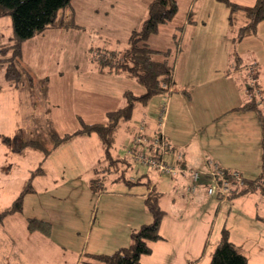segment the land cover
Listing matches in <instances>:
<instances>
[{
  "label": "rangeland",
  "instance_id": "obj_1",
  "mask_svg": "<svg viewBox=\"0 0 264 264\" xmlns=\"http://www.w3.org/2000/svg\"><path fill=\"white\" fill-rule=\"evenodd\" d=\"M209 3L210 0H207L206 4ZM113 4L119 6L113 7ZM123 4L125 7H120ZM187 7V2L183 1L184 13ZM71 8L75 11L78 28H52L22 45L23 63L36 77H49L47 101L40 95V88L34 96L30 92H20L6 80L5 71L0 67V135L13 136L18 128L29 131L36 128L39 125L30 117V112L40 113L45 105L49 107L48 118L52 120L56 130L61 134L71 133L81 128L80 119L86 123L106 122L108 111L127 104L124 96L126 92L130 91L134 95L145 93L146 89L136 79L126 75L98 73L93 67L90 49L126 48L132 29L141 27L147 16V4L144 5L143 0H73ZM222 17V9L212 13L208 29L215 26L219 28V32ZM180 18L181 14H177L172 22L163 25L161 31L147 39L154 49H171V62L174 61L178 46L170 29L176 30L173 25ZM260 25L263 27L264 21ZM13 35L11 17H1L0 42L6 43ZM178 35L179 46L184 48L181 36ZM237 52L243 58L245 67H249L248 83L253 87L251 91L254 101L263 108L264 88L256 87L253 79L257 70V64L254 63H264V27L257 30L251 38L238 43ZM254 58L257 59L256 62ZM261 80L264 84V67ZM245 87H242V93L246 97ZM163 95H155L147 103H138L132 118L122 123L112 149V159L128 155L132 135L137 131L142 111L153 107L160 109L167 101V97ZM33 104L37 105L36 109ZM180 117L182 131L179 134L186 140V136H190L189 130L186 131V115ZM169 119L171 120L170 116ZM255 132L259 134V129L256 128ZM83 137L85 136L76 137L63 145L44 164H41V154L29 151L25 155H18L0 141V210L11 206L20 196L34 170L40 166L47 169L45 175L32 177V185L37 192L24 196L23 212L9 215L0 225V264H76L79 254L82 256L90 248H101L94 237L97 232L105 231L109 235H117L119 232V226L127 218L119 199H128L130 195L134 199H141L137 195L149 191V181L128 182L132 180L129 178L136 175L135 172L131 175L130 167L121 163L117 165L111 160V165L108 166L109 161L104 157L99 164L98 159L103 155V150L99 151L100 139L95 134L87 141ZM143 149L145 153L152 152L154 155V146L148 142ZM257 168L248 169L244 177L257 179L262 171ZM124 170L128 178L119 179L120 172ZM139 170L138 175L148 173L153 182L159 176L156 171L148 168L140 167ZM93 178L103 183L101 193L90 190L89 183ZM162 178L164 183H171L163 197L162 207L165 210L178 216L186 214V218L200 217L206 213L207 205H210L205 200L214 201L216 206H220L216 210L215 228L226 224V228L232 231L231 240L246 244L250 263L264 264V220L248 218L246 213L255 201L258 203L257 212L264 214L262 193L250 191L237 199L219 200L204 196L189 197L175 192L174 198L178 202L173 203L170 198L174 194L172 179ZM243 187L244 185L239 186L238 189ZM109 199H112L111 204ZM253 212L255 211L252 209L249 214ZM28 218H41L50 222L48 232L51 235L29 231L26 223ZM243 219H247V222ZM88 236L90 240L87 239Z\"/></svg>",
  "mask_w": 264,
  "mask_h": 264
},
{
  "label": "trees",
  "instance_id": "obj_2",
  "mask_svg": "<svg viewBox=\"0 0 264 264\" xmlns=\"http://www.w3.org/2000/svg\"><path fill=\"white\" fill-rule=\"evenodd\" d=\"M73 0H0V18L10 16L14 35L9 38L6 43L0 42V67L5 71L6 80L13 85L20 92H30L32 96L36 94L38 88L39 92L47 101L49 77L40 79L34 75L32 70L23 63L22 45L27 40L34 38L37 35L43 34L49 29H73L78 28L75 23V11L71 8ZM224 4L228 10V23L230 28L237 33L235 42H240L244 38L254 35L258 30V25L264 21V0H256L253 5H243L232 0H217ZM179 12L178 0H149L147 3V16L143 24L139 28L132 29L127 47L124 49H108L106 47H98L90 49V57L93 67L100 73L105 75H126L130 78L136 79L145 89L142 95H134L128 91L125 93L127 104L119 109L108 111L106 122L86 123L80 119L81 128L71 133L61 134L56 130L51 119L48 118V105L40 112H30V117L38 123L36 128L26 130V128H18L13 136L0 135V141L13 153L18 155H25L29 151L41 154L42 163L60 147L67 144L71 140L79 136H90L95 134L99 137L104 149V158L115 164L121 163L130 167L136 173L132 178L131 183H141L144 174H139L140 167L159 171L151 166L146 165L138 160L140 151L131 148V144L140 135L153 139L159 135V108L151 112V117L155 120L156 129L153 132L146 131L148 122L142 119L137 126V131L132 135L131 144L128 148V155L124 158L117 157L115 159L112 155V149L117 138V132L122 123L130 120L138 103H147L153 96L165 94L170 91L174 84V61L171 62L172 50H159L152 48L147 39L160 31L161 26L169 24L174 20ZM191 22V21H190ZM178 34L182 29H178ZM177 33L174 34L178 51L180 50V37ZM257 68V65L255 66ZM253 68V69H255ZM256 87L258 86V68L256 76L253 79ZM250 86V85H249ZM252 86H250L249 95L250 102L240 109L254 111L257 115L261 127V175L257 179H244V187L238 189L230 194L227 200L245 195L250 191H258L264 195V107L260 108L256 104L252 94ZM166 103H168L166 101ZM34 105V104H33ZM37 105L33 107L36 109ZM169 106L166 112L163 128V139L166 143V156L171 157L177 153L181 154L179 165L186 169V173L180 175L186 176L191 182L189 171L201 170L205 168L207 163H215L213 159L204 157L202 168H189L185 165L183 151L179 148L173 147L167 140L165 134L166 121L168 119ZM155 125V124H154ZM143 127L142 134L138 127ZM144 146V143L140 147ZM155 156L162 158V153L154 152ZM111 160V161H110ZM220 166V165H219ZM7 168V167H6ZM220 168L223 169L221 166ZM127 170V169H126ZM120 172V178L126 177L125 171ZM118 171V170H116ZM235 171V170H228ZM47 172L40 166L37 170L32 172L31 178L25 183L23 191L20 196L13 201V204L4 210H0V225L4 223L9 215L22 213L24 196L27 193H34L36 187L32 185V177L45 175ZM239 172V171H238ZM161 176V175H160ZM164 177V176H162ZM175 179V177H165ZM178 178V177H176ZM131 179V178H129ZM148 183V182H146ZM210 183L209 177L202 176L200 189L211 197H216L223 200L218 194L209 195L207 185ZM90 188L95 192H99L104 188L103 183L98 179L90 180ZM199 189V190H200ZM198 190V191H199ZM162 194L154 187L148 193L145 200L146 206L151 213L153 220L150 223H145L139 226L131 233V244L126 247H121L116 251L105 253H90L86 252V264H145L142 261L144 256H148L153 252L152 243L162 240L163 236L160 233L162 220L165 216V211L161 206ZM27 229L29 231H39L43 234L49 235L50 222L37 218L26 219ZM210 264H251L248 257L245 255L242 247L230 241L229 231L226 226L222 229L221 238L216 245Z\"/></svg>",
  "mask_w": 264,
  "mask_h": 264
},
{
  "label": "crops",
  "instance_id": "obj_3",
  "mask_svg": "<svg viewBox=\"0 0 264 264\" xmlns=\"http://www.w3.org/2000/svg\"><path fill=\"white\" fill-rule=\"evenodd\" d=\"M143 1L146 5L149 0ZM183 1L187 2L188 7L185 8L187 15L184 13ZM232 1L243 5H253L256 0ZM206 2L207 0H178V16L181 14V18L174 22L173 26L176 30L170 29V32L175 34L178 29H182L179 34L182 44L184 43V48L180 46V50L173 57L174 84L170 91L163 95L167 97L169 106L165 134L173 147L183 151L184 162L187 167L202 168L204 157H209L223 169L239 171L246 177L248 169L261 168L262 134L260 123L254 111L240 109L251 99L248 92L250 90L247 71L249 67H245L243 58L238 55L237 44H241L244 40L251 38L252 35L240 42H235L237 33L230 28L228 23V8L217 0H210L209 4ZM116 6L119 4H113V7ZM120 7H125V5H120ZM218 9L223 10L219 32H217L219 28L214 26L208 29L207 25L211 14ZM260 24L258 30L264 27H260L262 26ZM30 40L28 41L30 42ZM254 60V62L257 61L256 58ZM254 64H257L258 68V86L264 88L261 80L264 63L256 62ZM243 86H246V97L242 93ZM155 109L153 107L142 111L139 120H147L150 132L156 129L155 120L151 117V112ZM180 115H186L187 119L186 131L189 130L190 136L189 138L186 136V140H183L179 134L182 131V123H179L182 122ZM256 128L259 129V134L255 132ZM209 130L212 132L209 133ZM90 136L83 137V140L87 141L88 138H91ZM99 151L104 154L102 144ZM102 157L104 156L102 155L98 159L99 164L103 161ZM131 175H134L133 170ZM144 175L146 176L141 182L149 181V191L154 186L160 191L162 206L163 197L166 195L165 191L169 189L171 183H164L160 175L156 177L154 182L148 173ZM164 179L168 180V178ZM171 181L173 182L174 194L170 198L173 203L178 202L174 198L176 193H182L189 197L204 196L205 198L217 199L208 196L202 189L194 195L188 194L187 185L190 184V180L186 176ZM90 190L92 191L91 188ZM149 191L137 195L141 199H134L133 195H130L128 199H119L127 215L126 221L119 226L120 230L117 235H109L105 231L97 232L94 237L100 243L101 248H90L86 252L109 254L121 247L129 246L132 231L153 220L145 202ZM36 192L37 190L34 193ZM262 200L264 202V199ZM109 201L111 204L112 199ZM209 202L210 205H207L206 213L200 217L188 216L186 218V214L178 216L169 213L162 207L165 211L160 228L163 239L152 243L153 252L144 256L142 261L145 264H210L214 249L226 224L215 228L216 210L220 206H216L214 201L205 200V203ZM252 209L255 212L249 214ZM257 210L258 203L253 201V207L246 211L247 217L264 220V214L260 215ZM243 221L247 222V219H243ZM103 224L107 225L106 222ZM228 231L230 241L242 247L248 260H250L246 244L231 240L232 231L230 228ZM213 236L214 240H212ZM87 239L90 240L89 236ZM115 241L118 244L114 245ZM82 252L83 250L80 251V253ZM85 253H82V256L79 254V260L75 262L76 264H86L84 262Z\"/></svg>",
  "mask_w": 264,
  "mask_h": 264
},
{
  "label": "built area",
  "instance_id": "obj_4",
  "mask_svg": "<svg viewBox=\"0 0 264 264\" xmlns=\"http://www.w3.org/2000/svg\"><path fill=\"white\" fill-rule=\"evenodd\" d=\"M254 68V67H252ZM168 109V103L163 105L159 109L158 119H159V135L149 139L148 137H142L145 135H140L131 144V148L134 150H139L138 160L146 165L151 166V168L159 171L161 176L164 177H179L180 175L186 173V169L179 165V160L181 159V154L177 153L171 157H167L166 154V143L163 139V128L166 112ZM139 130L142 134L143 127L140 126ZM148 142L150 145L154 146V152L159 151L162 153V158H157V156L152 155V152L145 153L144 146L140 147L142 143ZM191 178L190 186L187 188V193L194 195L202 184H200V179L202 176L209 177L210 183L207 185V190L209 195L218 194L222 199H227L230 194L238 190L239 186L244 185L243 175L238 171H228L222 170L219 165L215 163H207L204 169L189 171Z\"/></svg>",
  "mask_w": 264,
  "mask_h": 264
}]
</instances>
